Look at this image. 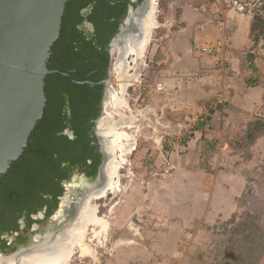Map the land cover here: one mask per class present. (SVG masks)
<instances>
[{
  "label": "rangeland",
  "instance_id": "1",
  "mask_svg": "<svg viewBox=\"0 0 264 264\" xmlns=\"http://www.w3.org/2000/svg\"><path fill=\"white\" fill-rule=\"evenodd\" d=\"M203 1L217 0H157L158 27L140 60L141 75L128 88L129 106L120 109L138 124L127 129L135 150L121 168L122 191L95 200L100 216L110 217V228L93 241L88 229L85 242L94 253L77 252L69 264H264V116L251 115L216 140L211 127L185 131L192 113L210 121L211 107L173 95L183 87L172 81L175 17L187 3ZM114 68L111 83L118 90ZM176 71L183 85L197 81L198 74L188 75L194 70ZM159 83L163 91L156 90ZM189 135L182 151L181 141L170 144ZM193 139L195 153L185 158Z\"/></svg>",
  "mask_w": 264,
  "mask_h": 264
},
{
  "label": "flooded vegetation",
  "instance_id": "2",
  "mask_svg": "<svg viewBox=\"0 0 264 264\" xmlns=\"http://www.w3.org/2000/svg\"><path fill=\"white\" fill-rule=\"evenodd\" d=\"M154 1H65L45 61L52 70L44 77L51 122L33 128L27 146L0 175V263L33 255L51 260L67 241L71 254L61 259L69 264L80 256L70 228L84 226L87 234L88 204L110 183L115 160L105 135L118 92L111 83L113 60L116 71L129 60L128 46L143 40Z\"/></svg>",
  "mask_w": 264,
  "mask_h": 264
},
{
  "label": "crops",
  "instance_id": "3",
  "mask_svg": "<svg viewBox=\"0 0 264 264\" xmlns=\"http://www.w3.org/2000/svg\"><path fill=\"white\" fill-rule=\"evenodd\" d=\"M242 1L255 3V13H238L223 0L187 3L175 17L178 23L172 30V81L177 79L178 87L183 86L173 91L174 98L204 107L222 95L223 102L212 109L209 117L210 138L216 140H222L251 115L264 116V34L254 27L256 16L264 18V0ZM216 14L225 19L223 26L214 23ZM196 41L223 42L225 47L209 55L194 49ZM179 69L196 71L197 81L183 85L184 79L176 74ZM176 85L172 83V88ZM196 144L193 139L185 158L195 153Z\"/></svg>",
  "mask_w": 264,
  "mask_h": 264
},
{
  "label": "water",
  "instance_id": "4",
  "mask_svg": "<svg viewBox=\"0 0 264 264\" xmlns=\"http://www.w3.org/2000/svg\"><path fill=\"white\" fill-rule=\"evenodd\" d=\"M66 0H0V175L27 146L46 104L44 77ZM143 215L142 217H146ZM138 219V213L135 215Z\"/></svg>",
  "mask_w": 264,
  "mask_h": 264
},
{
  "label": "bare ground",
  "instance_id": "5",
  "mask_svg": "<svg viewBox=\"0 0 264 264\" xmlns=\"http://www.w3.org/2000/svg\"><path fill=\"white\" fill-rule=\"evenodd\" d=\"M155 5L156 1H154V7L151 14H149V16L144 21L145 23L143 29L145 35L143 37V40L139 44L137 41H133L134 45L128 46L125 52V55L132 56V59L130 61L128 60L126 64L123 65L124 62H122L120 66L116 67V71L118 72L117 79L119 82V89L118 92L114 93L113 95L111 103V110L113 111V113L112 115H109L108 119L105 122V135L113 143L112 150H114L115 160L112 165L110 183L101 192L95 194L93 200L88 204V217L85 218V225L87 228L92 230V236L90 238L91 241H93L95 238L104 239V235L107 234L110 228V217L106 218V216H100L99 206L97 203H95V200L97 201L99 199L105 198L109 193L117 194L122 191L121 168L124 167L123 165L127 161V153L134 149V145L136 144V142H130L131 134L127 129L137 126L138 124L135 125L133 117L126 115L120 109H122L123 107L128 108L129 106L127 101L128 88L133 84V82L138 81L141 75L140 68L142 66V61L140 62V60H142L147 47L152 40L154 29L158 27ZM132 62H134L135 65H132ZM116 115L119 116V119L116 118ZM132 141L134 140L132 139ZM116 206V204L112 205L110 211L114 212ZM96 227H99V229H97ZM70 229L72 234L74 233V240L76 239L75 241L80 248V257L93 254L95 251L94 247H92L88 242H85V234L87 229L84 228V226H72ZM67 243L68 241L63 248V250L65 249L64 252L60 251L59 253L51 254L53 256L51 260H46L49 259L50 255H46L42 258H40L39 256V258L34 257L33 255L28 257L23 256L18 262H1L0 264H55L56 262H58L59 264H67L64 259H61V256H68L71 254L70 247L67 246Z\"/></svg>",
  "mask_w": 264,
  "mask_h": 264
},
{
  "label": "built area",
  "instance_id": "6",
  "mask_svg": "<svg viewBox=\"0 0 264 264\" xmlns=\"http://www.w3.org/2000/svg\"><path fill=\"white\" fill-rule=\"evenodd\" d=\"M218 1H222V0H218ZM225 2V4L227 5V7L231 10H234L238 13H248V14H254L255 13V9H256V4L251 2V1H242V0H223ZM214 23L217 26H223L225 24V19L223 18V16H217L213 19ZM225 47V43L223 42H218V41H210V42H206L203 43L202 41H196L194 43V49L199 50L201 52H206L207 54H215L217 52H220L222 50V48ZM220 50V51H219ZM189 76H191V78H193V76H197L196 73H188ZM196 78V77H195ZM165 89V85L164 83H159L157 84V89L158 91H163ZM223 96L222 95H217L214 100L210 101L208 104V107L210 106L211 109H213L218 103L223 102ZM185 103H190V102H185ZM191 104V103H190ZM174 107L172 106V110ZM192 123L189 124L187 123L185 125V131L186 133H195V131H192V129L198 130L199 126H202L203 128H206L209 130L210 128V121H208L207 119V115L203 116L202 114L198 115L195 113H192ZM209 114V113H208ZM210 115V114H209ZM207 119V120H206ZM188 129L189 132H188ZM191 136L189 135V137H179L177 140H171L170 144L172 143H176V141H181L182 144H180V150L182 151L183 148L185 146H187L188 142L190 141Z\"/></svg>",
  "mask_w": 264,
  "mask_h": 264
},
{
  "label": "trees",
  "instance_id": "7",
  "mask_svg": "<svg viewBox=\"0 0 264 264\" xmlns=\"http://www.w3.org/2000/svg\"><path fill=\"white\" fill-rule=\"evenodd\" d=\"M258 19V20H257ZM256 21H257V25L258 26H260V27H262V30H260L261 31V33L262 34H264V18H258L257 16H256ZM254 27H255V24H254ZM256 29V28H255ZM252 31H253V29H252ZM48 102H49V100H48ZM48 102H47V104H48ZM50 118H51V114L49 113V107H48V105H46L45 106V108H44V113H43V116L37 121V124H35L36 126L34 127L35 129L36 128H38L39 126H40V124H42L43 123V125H47V124H49L50 122H49V120H50ZM34 131V130H33ZM16 162V161H15ZM14 162V163H15ZM22 162H20L19 164H21ZM11 172V171H10ZM10 172H7L6 174H5V177H8L9 176V174H10ZM23 172L25 173V171L23 170ZM23 173V174H24ZM4 177V176H3ZM3 177H1L0 176V179H2Z\"/></svg>",
  "mask_w": 264,
  "mask_h": 264
}]
</instances>
